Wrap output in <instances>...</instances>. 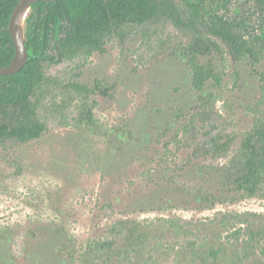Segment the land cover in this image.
I'll list each match as a JSON object with an SVG mask.
<instances>
[{
	"label": "rangeland",
	"instance_id": "rangeland-1",
	"mask_svg": "<svg viewBox=\"0 0 264 264\" xmlns=\"http://www.w3.org/2000/svg\"><path fill=\"white\" fill-rule=\"evenodd\" d=\"M194 37L170 20L129 26L123 40L107 41L106 52L53 67L66 81L93 86L101 79L113 89L111 96L88 99L70 93L66 123L56 122L28 143L0 142V264H75L62 251L65 232L80 241L100 239L111 235L117 220L154 226L160 217L175 218L180 227L164 237L153 231L141 251L129 254L122 247L120 254L130 256V264H184L189 242L204 235L197 231L203 222L219 212L264 214L261 196L200 209L174 183L214 185L205 171L228 163L239 146L205 161L192 155L199 126L188 123L202 96H217L211 114L219 129L238 139L255 114L264 115V63L236 62L225 50L200 56L214 64L222 81L196 90L187 55ZM85 104L93 105L96 128L74 126ZM182 121L190 127L186 134Z\"/></svg>",
	"mask_w": 264,
	"mask_h": 264
},
{
	"label": "trees",
	"instance_id": "trees-1",
	"mask_svg": "<svg viewBox=\"0 0 264 264\" xmlns=\"http://www.w3.org/2000/svg\"><path fill=\"white\" fill-rule=\"evenodd\" d=\"M18 1L0 0V66L8 65L15 55L9 22ZM160 20H170L178 28L194 33L187 55L196 90L209 82L219 87L222 81L214 64L202 63L200 56L225 50L233 61L249 59L255 64L264 63V0L39 1L32 5L25 23L30 53L27 64L18 73L0 75V142L28 143L41 138L56 122L66 123L63 108L70 93L87 99L96 93L111 96L113 87L101 79L89 86L66 81L53 74L52 69L63 62L88 61L94 54L106 52L110 38L123 40L127 27ZM259 74L261 103L264 71ZM216 97L213 92L202 96L197 113L188 123L199 126L192 155L205 161L224 157L237 143L239 146L228 163L209 173L205 171L206 181H215L214 185L174 181L180 184L188 202L200 209L222 201L264 198V115L255 114L252 125L238 139L216 124L211 114ZM93 105L83 106L74 126H98ZM188 124L185 121L180 124L184 134L190 128ZM207 124L209 128L203 131ZM155 221L152 226L120 219L112 224L110 236L84 241L65 232L62 251L75 264H130V256L120 254L122 247L133 254L151 240L153 231L164 237L180 227L175 218L160 217ZM197 231L204 235L189 242L191 252L184 264H264L263 213L219 212L211 222L199 225ZM32 236L33 233L29 238ZM5 238L10 239V235Z\"/></svg>",
	"mask_w": 264,
	"mask_h": 264
},
{
	"label": "water",
	"instance_id": "water-1",
	"mask_svg": "<svg viewBox=\"0 0 264 264\" xmlns=\"http://www.w3.org/2000/svg\"><path fill=\"white\" fill-rule=\"evenodd\" d=\"M39 1L57 0H19L16 4L9 22V30L15 43V55L8 65L0 66V75L18 73L27 64L30 53L26 44L25 23L32 5Z\"/></svg>",
	"mask_w": 264,
	"mask_h": 264
}]
</instances>
